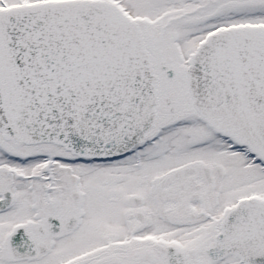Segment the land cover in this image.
I'll use <instances>...</instances> for the list:
<instances>
[{"label": "snow or ice", "instance_id": "obj_1", "mask_svg": "<svg viewBox=\"0 0 264 264\" xmlns=\"http://www.w3.org/2000/svg\"><path fill=\"white\" fill-rule=\"evenodd\" d=\"M0 264H264V0H0Z\"/></svg>", "mask_w": 264, "mask_h": 264}]
</instances>
